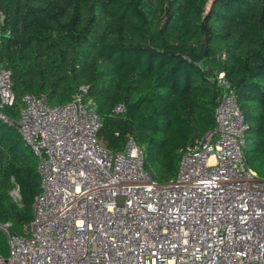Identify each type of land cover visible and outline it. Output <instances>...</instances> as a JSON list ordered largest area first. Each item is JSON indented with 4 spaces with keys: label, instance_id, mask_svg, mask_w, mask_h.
Instances as JSON below:
<instances>
[{
    "label": "trees",
    "instance_id": "1",
    "mask_svg": "<svg viewBox=\"0 0 264 264\" xmlns=\"http://www.w3.org/2000/svg\"><path fill=\"white\" fill-rule=\"evenodd\" d=\"M0 67L9 120L24 94L61 105L84 86L98 141L118 151L132 136L156 182L174 176L180 147L215 128L222 88L211 78L223 73L247 125L243 160L264 178V0H0ZM39 191L33 151L0 120V224L20 234Z\"/></svg>",
    "mask_w": 264,
    "mask_h": 264
},
{
    "label": "built area",
    "instance_id": "2",
    "mask_svg": "<svg viewBox=\"0 0 264 264\" xmlns=\"http://www.w3.org/2000/svg\"><path fill=\"white\" fill-rule=\"evenodd\" d=\"M215 128L177 151L174 176L156 182L132 136L113 151L97 139L96 102L81 86L49 105L22 97L14 125L37 159L40 191L31 221L6 235L0 264H264V178L246 167L247 130L223 73ZM0 67V108L14 102ZM124 111L122 105L115 113ZM10 196L17 201L19 188Z\"/></svg>",
    "mask_w": 264,
    "mask_h": 264
},
{
    "label": "rangeland",
    "instance_id": "3",
    "mask_svg": "<svg viewBox=\"0 0 264 264\" xmlns=\"http://www.w3.org/2000/svg\"><path fill=\"white\" fill-rule=\"evenodd\" d=\"M19 233V232H18ZM0 245L3 248V254H8V242L6 235L0 230Z\"/></svg>",
    "mask_w": 264,
    "mask_h": 264
},
{
    "label": "bare ground",
    "instance_id": "4",
    "mask_svg": "<svg viewBox=\"0 0 264 264\" xmlns=\"http://www.w3.org/2000/svg\"><path fill=\"white\" fill-rule=\"evenodd\" d=\"M1 120V119H0Z\"/></svg>",
    "mask_w": 264,
    "mask_h": 264
}]
</instances>
